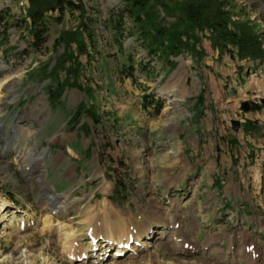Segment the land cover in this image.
Returning a JSON list of instances; mask_svg holds the SVG:
<instances>
[{
    "label": "rangeland",
    "instance_id": "1",
    "mask_svg": "<svg viewBox=\"0 0 264 264\" xmlns=\"http://www.w3.org/2000/svg\"><path fill=\"white\" fill-rule=\"evenodd\" d=\"M218 1L264 49V0ZM80 2L34 51L28 0H0V264H264V61L189 30L186 0H150L155 28L124 0Z\"/></svg>",
    "mask_w": 264,
    "mask_h": 264
},
{
    "label": "trees",
    "instance_id": "2",
    "mask_svg": "<svg viewBox=\"0 0 264 264\" xmlns=\"http://www.w3.org/2000/svg\"><path fill=\"white\" fill-rule=\"evenodd\" d=\"M126 7L122 11L121 16H128L134 19L138 24H150L155 28L156 23L152 22V18L147 12L150 0H124ZM29 8L26 11V16L22 21L26 25L27 32L33 41L30 42V48L34 51H39L47 44V26L46 20L54 19L55 13H58L60 18L65 16L66 12H79L85 13V9L80 0H28ZM224 4L218 0H186L183 13L187 15L189 22V30L205 29L212 30L216 35L215 45L219 49H226L228 44H232L237 49L238 55L241 59L250 58L251 60L264 61V49L260 36L257 35L253 27L234 24L235 30L232 31L230 26L232 24L231 16L224 11ZM52 14L51 16H49ZM144 14V18L142 16ZM119 15V14H118ZM14 18L9 9L0 10V29H4L7 33L9 20ZM151 40L153 45L161 43L162 49H167L174 52L177 45L173 43L170 47L169 44H164V37L166 36L165 30H152V32H144ZM92 37L91 33L90 36ZM54 100L58 105L63 94L60 89L54 92ZM147 98V97H146ZM160 100H157L159 103ZM153 116L157 117L162 111L161 102L155 108ZM80 117L79 110L73 117L74 122H78Z\"/></svg>",
    "mask_w": 264,
    "mask_h": 264
},
{
    "label": "bare ground",
    "instance_id": "3",
    "mask_svg": "<svg viewBox=\"0 0 264 264\" xmlns=\"http://www.w3.org/2000/svg\"><path fill=\"white\" fill-rule=\"evenodd\" d=\"M176 99V101L178 100L177 98H175ZM19 138V137H18ZM15 140V139H14ZM14 140L13 139H11V140H9V139H7V142L5 143L6 145H3V146H6V147H2L1 148V153H2V155H3V153H4V155H8V154H12V153H16L17 151V149H16V144L14 143ZM10 143H13V144H15V145H12L10 148H7L8 146L7 145H9ZM7 148V149H6ZM70 152H72L71 150H70ZM73 153V152H72ZM20 155V154H19ZM35 164H34V162H32L31 163V165H29V166H26L25 167V170L26 171H28V170H32V168L34 169L35 168ZM24 169V168H23ZM3 205H8L7 203H4ZM106 209V210H105ZM104 210L106 211V213L109 211L110 212V209L108 208V207H106ZM113 212V211H112ZM115 219H116V217H115ZM93 221V220H92ZM92 221H90L91 222V224H92ZM109 221V220H108ZM119 222V221H118ZM118 222H114L116 225L115 226H111V224H109V222L107 223V224H105L106 225V228H108L110 231H109V234H110V236H113L114 238H115V240L119 243L118 245H120L121 246V240H122V238L123 237H125L126 238V242H124L122 245H123V247H126V246H128V242L131 240V237H129V234H130V230L128 229V228H126L125 229V231H126V235H124L123 234V232H125L124 231V225H123V223H118ZM149 226H147L145 223H143V224H141V226L139 227V229H138V232H136L135 233V236L134 237H136V238H138V239H140V241H142L141 239L142 238H146V237H148L149 236V232H150V230H151V228L149 227ZM122 247V248H123Z\"/></svg>",
    "mask_w": 264,
    "mask_h": 264
},
{
    "label": "water",
    "instance_id": "4",
    "mask_svg": "<svg viewBox=\"0 0 264 264\" xmlns=\"http://www.w3.org/2000/svg\"><path fill=\"white\" fill-rule=\"evenodd\" d=\"M261 104L264 106V99L261 100ZM251 108H252V105L250 103H243V105H242V111L244 113H248L251 110ZM232 126H233L234 132H236V133L239 132V130H240V123L239 122L233 121Z\"/></svg>",
    "mask_w": 264,
    "mask_h": 264
}]
</instances>
